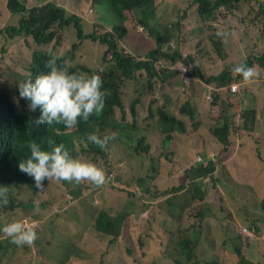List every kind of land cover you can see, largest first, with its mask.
Returning <instances> with one entry per match:
<instances>
[{
	"label": "trees",
	"instance_id": "obj_1",
	"mask_svg": "<svg viewBox=\"0 0 264 264\" xmlns=\"http://www.w3.org/2000/svg\"><path fill=\"white\" fill-rule=\"evenodd\" d=\"M175 1V5H179L181 12L173 14L166 12L163 21L161 17L157 18L156 0H79V5L82 8L92 6L95 14L98 12L97 5L103 4L115 16V23L110 24L98 13L97 18H94L95 21L91 24L87 23L85 27L82 25V18L75 13H69L66 8L58 4V0H7L6 11L8 14L6 15L11 17V23L16 20L13 26L7 28L12 38L28 39L29 36H32L39 45H49L53 42V46H58L70 32L69 27L74 26L77 30V38L85 42L90 41L93 46V57L106 64L103 72L90 71L85 67L78 69L80 74H97L101 77L105 87V104L101 113H105L100 117L98 114L96 116L92 114L86 121L78 118L77 124L73 127H66L62 123L57 128L44 126L43 130L35 132L36 141L43 148L49 150L53 145L62 143L73 158L92 162L100 168L104 165L102 169L107 170L104 182L120 191L127 190L126 194L129 197L138 196L141 191L147 193L146 198L138 196L142 197L141 210L147 212L152 207L158 208L162 212L161 215H165L166 222L175 229L163 228L154 215H147L146 220L152 230L140 234L136 246H146L154 240L158 244L171 243L182 251L191 253L198 249L202 240L207 242L203 238L207 227H217L221 223L222 216L219 211L224 199L213 203L207 195L211 194L210 184L218 192L229 187L225 181H218L219 177L215 172L221 167L229 170L237 166V173L229 176L227 180L234 182L243 180L249 186L254 187L257 183L254 181L258 177L259 171L262 170L260 161L264 162V153H260L261 159H256L254 155L257 153L256 141H264V137L261 139L248 138L250 134L240 135L238 131L243 128L254 130L260 120L257 113L264 110V108L260 110L264 104V86L261 84L264 82V44L261 47L257 46L258 42H264V34L261 33L264 31V27L258 25V17L264 12V2L260 7H257L252 3L253 0H191L188 6L181 5L182 0ZM240 2L246 5L247 16L242 18L245 25L234 26L233 20L229 16L237 15L236 7ZM134 8L139 12L141 25L148 29L143 49L144 56L141 59L120 47L122 40H128L130 34V23L125 12L132 11ZM195 15L198 16L195 20L196 25L191 30L195 43L184 42L188 40L183 36L184 32H189L186 22L191 21ZM160 21L162 22L159 24ZM207 21H212L213 24L209 25ZM253 23L254 27L258 29V35L254 32ZM240 27L245 28L246 31L251 30L249 36H255L257 42L254 43L253 48L241 47L240 49L239 46L230 50L229 43L232 41V36L235 30H240ZM141 31L143 33L144 29ZM136 37H144V35L137 33ZM137 38L136 41H138ZM171 41L177 43V47L172 43L174 50H172ZM187 43H190L189 49H186ZM247 49L253 50L248 52ZM185 51L187 52L186 57H184ZM240 51L243 52L240 53ZM203 55L213 61L208 74H205L200 68ZM45 63V54H39L34 61V65L39 66L40 69L46 68ZM183 63L186 65L181 68L179 65ZM241 64L251 67L256 73L248 79L256 80L252 81L256 82L255 86L257 87V90L254 89L256 97L253 103L252 101L247 102L250 100L247 91L251 88L247 83L248 80H244L242 74L233 72V69ZM176 68L180 71L181 76L189 78L190 82L198 78L205 83V97L209 101L208 108L201 103L202 96L193 86L186 85L185 89L179 88L182 102L175 108L174 113L160 110L157 113L149 114L144 118V126L136 119H134L137 122L135 124H132L131 121V125L135 127L129 126L128 129L134 132V136H132L136 140L134 147H126L122 144L124 130L127 128L126 121L129 118L108 125L112 126L110 128L103 129L104 132L108 131L111 135L100 134L98 125L106 115L114 112L115 107L124 111L121 87L125 80L131 78L137 80L143 77L144 72L141 70L146 71L149 78H156L160 75L163 79H166L167 72H170L173 76L172 80H174ZM182 70L185 73H182ZM233 84L241 85L235 93L230 92ZM244 94L247 98L242 102ZM196 96H199L200 100ZM215 97L218 98L215 99ZM225 98L228 102L220 109L219 106ZM24 105V101L19 97L18 88L0 79V125L9 121L20 127V113ZM202 105L207 108L206 111L202 110ZM131 113L136 115L135 102L131 106ZM186 119L193 121V128L198 127L195 135L187 133ZM117 127H120L118 132L116 131ZM156 131L158 133H155ZM136 132L140 134L136 136ZM90 133H95L100 137L108 136L106 145L101 148L94 144L88 139ZM182 134L191 142L192 149L189 151L191 155L197 152L198 147L210 148L212 140L218 138L228 157L220 161L219 152L212 150L206 154L210 158V163H207L205 156L198 153L196 159L191 156L184 162L174 163L178 173L173 178L165 180L158 175L163 164L166 163L163 160L170 158L172 145H185ZM2 141H7V139L3 140L0 137V187L8 188L9 202L0 206V227L12 220L23 221L24 219H17L20 213L38 207L51 210L52 220L53 217L58 216L57 212L68 209L73 202L77 201L81 196L78 188H89L92 191L101 190L85 186L84 182L77 184L57 179L55 181L45 179L42 187L37 188L33 178L20 171L18 167L19 162L26 159L28 141L12 144L8 148L2 144ZM249 143L252 144V149H245L239 155L236 153L234 147L245 144V148H247ZM246 151L253 153V159L246 157L248 155ZM127 156H130L133 161L139 158L133 166V171L135 173L142 172L141 176L136 177L132 183L122 182L117 176ZM120 160H123L122 165L118 164ZM243 164H246L247 167H241ZM253 165L260 166V169L257 170L258 173L252 169ZM254 193H248L249 198ZM257 195L258 203L264 211V194L257 193ZM225 200L226 208L235 209L229 196L225 197ZM176 202L181 204L178 205ZM92 204L95 208L92 227L98 233L111 235L112 241H118L123 218L115 213L114 207L106 205L105 197L103 204L95 205L93 201ZM222 209L224 210L223 207ZM183 214L185 221L183 225H180L178 219ZM173 215L176 223H172L170 220ZM8 217L11 219L9 220ZM32 220L30 221L34 222V219ZM142 220L143 217H139L138 223H141ZM133 223L134 220L130 219L127 227L130 226L133 229ZM221 225L224 226L222 223ZM259 227L260 225H257L256 228L260 233V237L256 238L257 245L261 241L259 239L264 236V232H261ZM44 229V224L35 228V231L40 234L39 244L44 236L49 237L45 233L41 234ZM240 238L242 243H236L235 246L238 264H257L260 256L257 259L246 257L251 236L243 234ZM50 241L61 244L53 237L50 238ZM112 241H110L111 244H114ZM220 241H213V244L224 249V245L221 246ZM30 247V245L25 246V254L32 252ZM19 249L22 248L10 242V238L0 232V255L7 250V256L13 255L19 260H23L15 252ZM129 250L133 252V247ZM39 251L37 250L38 255H40ZM87 256V254L79 255L78 258L81 261L77 264H86L83 258ZM69 259L70 253L68 252L65 257L59 255L54 264H68ZM213 262L218 264L217 261Z\"/></svg>",
	"mask_w": 264,
	"mask_h": 264
},
{
	"label": "rangeland",
	"instance_id": "obj_2",
	"mask_svg": "<svg viewBox=\"0 0 264 264\" xmlns=\"http://www.w3.org/2000/svg\"><path fill=\"white\" fill-rule=\"evenodd\" d=\"M66 2L69 4L70 10L80 15L95 14L94 11L90 12L92 6L82 8L79 5V0H66ZM190 2L191 0H182L181 5L188 6ZM262 2H264V0L252 1L257 7H260ZM58 3H62V0H58ZM175 3V0H156L157 18L161 17L163 21L166 12L172 14L180 13L181 8L179 5H175ZM97 11V16L99 13V15L103 16L108 23H115L114 14L105 5H97ZM6 14H8L6 11V0H0V79L7 81L9 85H14L18 88V83L28 75V69L33 66L35 59H37L41 53H45L47 57L62 56L63 58L68 59L72 66H75L77 69L85 67L90 71H104L106 64L99 62L97 58L93 57V46H91L90 41L82 46L76 44L77 30L74 26L69 27L70 32H68L65 40L58 46H53V42L49 43V45H39L31 38L30 41L24 38H12L6 29L7 27H10L12 23H15V21L11 23L10 17ZM127 14L130 25L134 28V31L143 34L144 37L137 38L132 36L130 41L123 39L120 43V47L130 51L136 58L141 59V57L144 56L143 49L145 47V36L148 34V29L142 28L144 29L142 33L137 22V13L135 11L127 12ZM197 17L198 16L195 15L192 17L191 21L186 22V27L189 32H184L183 36L188 39L184 42L195 43V38L192 35L191 30L196 25L195 20ZM162 21H160L159 24ZM245 21L247 22V19ZM207 24L210 25L213 23L212 21H207ZM258 25L264 27V12L258 17ZM242 30H245V28L242 27ZM250 31H248V36L251 33ZM254 32L256 35L259 34L257 27H254ZM261 33L264 34V31H261ZM134 38H137L138 41H134ZM231 42L232 41L229 43L230 46H232ZM171 43L177 47L176 42L171 41ZM263 44L264 42H258L257 46L261 47ZM61 46H63L62 50L60 49ZM241 47L242 44H240V49ZM189 48L190 43H187L186 49ZM172 50H174L173 47ZM252 50L253 49H247L246 51L252 52ZM242 52L243 51H240V53ZM186 56L187 52L185 51L184 57ZM231 60L233 59L231 58ZM201 62L200 68L205 74H208L211 71L213 61L203 55ZM185 65L186 63H183L179 66L183 68ZM141 71L144 72L143 77L137 80L131 78L124 81L121 87V98L128 110L134 102L139 104V113L135 119L137 118V122L144 126V118L149 114L157 113L160 110H166V112L171 114L174 113L175 108L182 102V95L179 94V88L183 89V87H186V84L183 83L181 73L177 68L175 69L176 78L174 80H172L173 76L170 72H167V78L163 79L160 75L156 78H149L146 71ZM182 73L185 72L182 70ZM252 81L256 80L250 79L247 83L252 86V84H255V82ZM189 85L193 86L198 94L202 96L201 103L208 108L209 101L205 97V83L201 79L196 78L195 80H192ZM233 85H237L238 89L241 86L239 84ZM247 94L253 103L256 97L254 89L250 88L247 91ZM196 97L200 100L199 96ZM217 98L218 97H215V99ZM227 102L228 100L225 98L219 106L221 107L220 109H222ZM116 111L118 112V123L127 118L125 116L122 117V113L119 109H116ZM132 120H134V118H132ZM185 121L189 130H192L193 121L190 119H186ZM126 126L127 128L124 130L122 144L126 147L130 146L132 148L135 146L136 140L135 137H132L134 136V132L128 129L129 126H132L131 119L130 121H126ZM132 127L134 128L135 126ZM98 129L100 134L111 135L108 131L104 132V128L100 125H98ZM119 129L120 127H117L116 131L118 132ZM263 129L264 120H261L260 131ZM155 133L158 132L156 131ZM135 134L138 136L140 133L136 132ZM182 135L185 140V145H172L170 150L172 154L170 155V158L163 160L166 163L163 164L160 174L157 173L165 180L173 178L178 173L174 163L184 162L191 156L196 159L198 153L205 156L207 163H210V158H208L206 154L210 153L212 150L219 152L218 158L220 161L225 160L228 157L223 151L222 143L218 138L212 140L210 148L206 147L204 149L198 147L197 152H195L194 155H191L189 152L192 149L191 142L184 134ZM250 136L253 137L254 134H251ZM262 137H264V133H262ZM234 141L238 142L240 140ZM256 145L257 153L254 157L259 159L260 153H264V141L257 140ZM245 147L244 144L242 149L245 150ZM246 152L248 154L246 157L253 159V153ZM125 153L127 154L128 152ZM123 160L119 161L120 165H122L121 163ZM138 160L139 158L136 161H133L130 156H127L124 165L121 166L117 173V176H119V179L122 182L132 183L136 177L141 176L142 172L135 173L133 171V166ZM260 166L262 167V170L259 171L258 177L254 181V183L257 182L254 187L249 186L248 183L246 181L243 182V180L238 182L227 180L229 176L231 177V175L237 173V166H234L229 170L225 167H221L215 172L216 176L219 177L218 181H225L229 188H223L222 191L218 192L216 188L210 184L209 191H211V194H208L207 197L212 199L213 203H218L220 199H224L219 211V214L222 216L221 223L224 224V226H222L221 223H219L217 227L208 226L203 235V238L207 242L205 243L202 240L196 251L186 253L181 250L179 254L169 251V254L172 256H178L184 263L192 261L197 264H215L213 261H217L218 264H238V255L235 252V246L236 243H242L240 237H242L243 234L241 230L246 227L248 229L245 232L251 236V242L249 243L246 257L248 259H257L260 256L257 264H264V236L259 239L261 241L258 245L256 243V238L260 237V233L256 230L257 225H260L259 230L264 232V211L258 203L259 199L257 195V193L264 194V162L260 161ZM241 167L246 168L247 165L243 164ZM104 173L106 175V171ZM49 181H55V178H51ZM82 182H84L85 186L101 190L92 191L89 188H78L81 192V196L77 201L73 202L68 209L57 212L58 216L53 217L52 220V212L47 208L38 207L35 209L24 210L20 213L17 219H24L23 221L33 225L34 228H37L39 224L37 222H31L30 220L32 219L38 221L41 225L44 224L45 229L41 231V234L45 233L49 235V237L43 235L44 239L41 244H39L40 234L37 233L36 240L30 245L31 251H33L32 254H29L30 252L25 254L24 248L28 244L20 246L22 249L16 250L15 252L23 260H19L13 255L7 256V250L4 251L0 255V264H54L59 255L65 257L68 255V252L70 253L68 264L79 263L81 259L78 258V256L84 254L88 255L86 258H83L86 264H176L171 261V259L162 256L161 250L164 248V244H158L154 240L150 241L149 246L145 247V250L147 251L145 256L142 251L144 246H136L138 236L152 230L146 220L147 215H154L163 228H167L168 230L175 229L166 222L165 215L159 214L158 208L152 207L147 212L141 210L142 197L146 198V192L141 191L138 194V196L142 197H129L126 194L128 192L127 190L120 191L118 188L105 182L99 186L92 184L90 181ZM253 192H255L254 195L249 198L248 193ZM228 196L235 208L233 210L226 208L227 203L225 197ZM104 197L106 205L114 207L115 213L123 218L122 230L119 236L120 239L117 241L118 243H108L110 235L101 238L92 227L93 216L95 214V208L92 201L95 205H98L99 203L103 204ZM176 203L178 205L181 204L180 202ZM124 215H127L128 217H125ZM139 217H143L141 223H138ZM8 219L10 220L11 217H8ZM130 219L134 220L133 229H131L130 226L127 227ZM170 220L172 223H176L174 215ZM82 236L84 237L82 238ZM51 237L60 241L62 245L51 242ZM218 240H221V246L224 245V249L213 244V241L216 242ZM132 247L133 252L129 250V248ZM37 250H40V255H38ZM9 251L11 252V250ZM33 255L38 256V258ZM153 258L156 259L155 262L152 260Z\"/></svg>",
	"mask_w": 264,
	"mask_h": 264
},
{
	"label": "clouds",
	"instance_id": "obj_3",
	"mask_svg": "<svg viewBox=\"0 0 264 264\" xmlns=\"http://www.w3.org/2000/svg\"><path fill=\"white\" fill-rule=\"evenodd\" d=\"M58 4L66 8L69 13H75L80 16L82 18L83 27L87 26V23L91 24L97 18L96 14L80 15L70 10L66 0H62V3ZM132 11L137 13V22L140 29L144 28L140 23L138 10L134 8ZM90 12H93V10L90 9ZM127 12L130 11L125 12L128 19ZM13 24L15 23H12L10 26H13ZM137 33L139 32L134 31V28L130 25L128 41L131 40L132 36L136 37ZM30 38L34 40L32 36H29V41ZM217 38L220 39V37ZM134 41H136V38H134ZM85 43L84 40L76 38L77 45L82 46ZM60 49L62 50L63 46H61ZM45 67L47 69H40L39 66L33 64L27 71L28 75L18 83L19 97L25 103L20 113L21 125L17 127L14 123L9 121H5L0 125V137L3 138V140L7 139V141H2V144L8 148V146L12 144L28 141L26 159L21 160L18 167L20 171L33 178L37 188L42 187L45 179L49 180L51 178L77 184L82 181H90L94 185H102L106 178L104 172L107 171L102 169L104 165L100 168L92 162L73 158L62 143L53 145L50 150L45 149L36 141L37 138L34 134L37 131L43 130L44 126L57 128L62 123L66 127H73L77 124L78 118L86 121L92 114L95 116L98 114V117L102 116L105 113H101L105 104L104 82L97 74H80L79 70L75 66H72L68 59L62 56H46ZM29 70H31V73ZM233 72L242 74L244 80H248L256 74L251 67H245L243 64L236 66ZM182 80L186 85L190 84L189 78L182 77ZM183 89H185V87H183ZM138 106L139 104L135 103V116L131 113V107L128 110L124 105V111L115 107L114 112L106 115L99 125L106 126L103 128H110L112 126L108 125L118 122V112L116 109L121 111L122 117L125 116L129 118V113L132 118L137 117L139 113ZM197 130L198 127L192 128V130H189L187 127V133L189 135H195ZM88 139L103 148L109 137H100L95 133H90ZM209 146H211V143ZM118 164H120V162ZM8 202V188L0 187V206L6 205ZM34 222H37L39 227L41 226L38 221L34 220ZM247 229L248 228L244 227L241 232L243 234H248L245 232ZM0 232L7 238H10V242L18 246L25 244L31 245L37 238V232L34 226L22 220H12L4 224L0 227ZM101 234L108 236L106 233ZM148 246L149 244L142 249L144 256L147 254L145 247ZM164 248L161 250L162 256L171 259V261L176 264H197L192 261L184 263L178 256L170 255L169 251L176 254L181 252L179 247L171 243H168L166 248ZM32 252L29 254H32ZM33 256L38 258L36 255ZM152 260L155 262L156 259L153 258Z\"/></svg>",
	"mask_w": 264,
	"mask_h": 264
},
{
	"label": "crops",
	"instance_id": "obj_4",
	"mask_svg": "<svg viewBox=\"0 0 264 264\" xmlns=\"http://www.w3.org/2000/svg\"><path fill=\"white\" fill-rule=\"evenodd\" d=\"M236 13H237L236 16H231V15L229 16V18L233 20L232 21V24L234 26H244L245 25V22L242 20V18H244V17L247 16L246 15V5L244 3H242V2L238 3L237 4V7H236ZM241 16H244V17H241ZM253 27H254V23H253ZM255 42H257V38H255V36H253V35L248 36V31L242 30V27H240V30H235V33L232 36V46L229 45L230 46L229 49L231 50L233 47H239L240 44L243 45L242 46L243 48H246V47L253 48ZM261 84L264 86V82H261ZM250 87L253 88V89H255V90H257V87L255 86V84L252 85V86H250ZM246 98H247L246 97V94H244L243 97H242V102ZM250 101H251V99L249 101H247V102L249 103ZM263 108H264V104L262 105V107L260 108V110L263 109ZM202 110L203 111H206L207 108L202 105ZM257 115H258V118L260 120H259L258 124L254 127V130H246V129L243 128V129H240L238 131V134H240V135H243L245 133L246 134H250V135L251 134H254V136H253L254 138L261 139L262 133H264V129L260 131V121L264 119V110L258 112ZM130 119L132 121V124L137 123L136 122L137 118H136V120H132V117L130 116V113H129V120L128 121H130ZM250 135L248 136V138H251ZM234 149H236V153L238 155L239 154H242L245 151L244 149H242V146L234 147ZM246 149H252V144L249 143L248 144V147ZM256 166H257V168H256ZM252 169L253 170H258V169H260V166L253 165L252 166ZM158 212L161 215V211L159 209H158ZM184 221H185V215L183 214L182 216L179 217L178 223L180 225H183L184 224ZM99 235H100L101 238H104L105 237V234L99 233ZM83 237L84 236H82V238ZM111 238H112L111 236L108 238L109 239L108 240V243H110V244H111V242H110L111 241ZM166 244H167V242H166ZM166 244H165V248H166Z\"/></svg>",
	"mask_w": 264,
	"mask_h": 264
},
{
	"label": "built area",
	"instance_id": "obj_5",
	"mask_svg": "<svg viewBox=\"0 0 264 264\" xmlns=\"http://www.w3.org/2000/svg\"><path fill=\"white\" fill-rule=\"evenodd\" d=\"M29 72L31 73V70H29ZM238 87L237 85H232L231 86V93H235L237 91Z\"/></svg>",
	"mask_w": 264,
	"mask_h": 264
}]
</instances>
